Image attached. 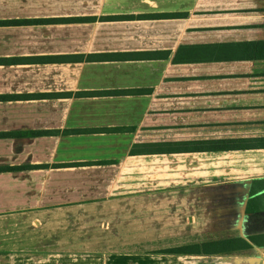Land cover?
Masks as SVG:
<instances>
[{"label": "crops", "instance_id": "crops-1", "mask_svg": "<svg viewBox=\"0 0 264 264\" xmlns=\"http://www.w3.org/2000/svg\"><path fill=\"white\" fill-rule=\"evenodd\" d=\"M255 137L264 0H0V264H264Z\"/></svg>", "mask_w": 264, "mask_h": 264}, {"label": "trees", "instance_id": "trees-1", "mask_svg": "<svg viewBox=\"0 0 264 264\" xmlns=\"http://www.w3.org/2000/svg\"><path fill=\"white\" fill-rule=\"evenodd\" d=\"M118 53H110L107 54L108 57L111 56H117ZM72 57V56H71ZM73 57L78 58L80 55H73ZM107 92H116L118 90L115 89H108L105 90ZM21 132H26V131H14L12 133H21ZM252 142L248 145L250 146H264V137L258 138H251ZM231 139L230 141H232ZM233 143L229 144H219L217 143L218 141H212V140H175L171 142H155V151H178V150H197V149H212L215 147H229V148H237V147H246L241 143L237 142V139L233 140ZM130 153H135L136 152V147L133 145L129 149ZM61 164V163H59ZM34 167V164H22V165H2L0 166V170L3 169H15V168H24V167ZM250 238L255 239V236L252 235ZM215 245L212 247V249L219 250V251H228L231 250L232 248L239 249L242 247H248L250 243L245 240L242 237H235L231 239H224V240H219V241H214L213 242Z\"/></svg>", "mask_w": 264, "mask_h": 264}]
</instances>
